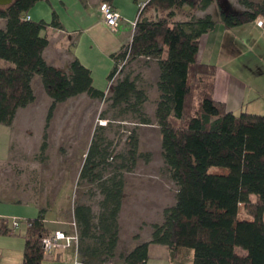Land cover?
Returning <instances> with one entry per match:
<instances>
[{"label": "trees", "instance_id": "obj_1", "mask_svg": "<svg viewBox=\"0 0 264 264\" xmlns=\"http://www.w3.org/2000/svg\"><path fill=\"white\" fill-rule=\"evenodd\" d=\"M38 0H12L0 5V124L9 125L16 110L35 100L32 79L37 74L50 98L46 123L58 102L81 93L105 98L93 85L90 69L77 57L65 70L43 57L51 19H26ZM137 2V0H135ZM211 0H145L135 17L130 40L112 53L107 75L114 117L131 114L139 123H151L143 110L146 91L135 77L124 73L111 83L125 57L151 58L157 66L154 124L160 133V155L174 185V202L162 209V219L150 224V236L129 250L118 251L124 172L136 160H149L139 150L138 135L128 130L125 148L115 158L98 125L93 132L78 178L97 183V210L77 202L73 220L78 233L77 253L84 264H145L149 243L167 246L170 264H264V113L223 111L214 116L213 87L216 66L197 59L200 36L217 21L226 27L264 17V0H236L241 8H220L215 20L197 15ZM47 145L46 134L40 149ZM111 157V159H110ZM111 170L105 174L107 167ZM223 169H211L212 167ZM254 196V198H252ZM46 207L25 220L22 264H58L43 258L41 236L52 231L44 222ZM244 211L247 216H240ZM0 232H14L0 218ZM135 237L137 234L134 235Z\"/></svg>", "mask_w": 264, "mask_h": 264}, {"label": "crops", "instance_id": "obj_2", "mask_svg": "<svg viewBox=\"0 0 264 264\" xmlns=\"http://www.w3.org/2000/svg\"><path fill=\"white\" fill-rule=\"evenodd\" d=\"M45 1L47 4L43 0H38L35 3L38 6L31 7L27 13L30 19L49 21L52 12H55L61 23L59 27L48 26L45 30L48 44L43 50L44 59L49 64L65 70L69 61L77 57L90 69L93 85L103 90L108 88L109 84L101 85V83L105 75L107 79L113 65L111 54L118 51L130 40L132 34L131 20L136 17L138 6L135 10V5L132 2L107 0L117 11H120L122 16L117 29L111 30L105 24L98 8L99 3L103 0H59L60 4L57 3V0L56 3L52 0ZM130 1L136 2L135 0ZM213 1L211 0L205 8L199 9L196 14L209 13L215 20H218L220 8L232 11L241 8L236 0L233 8L231 4H227L226 0H219L221 4L217 3L214 6L212 5L214 4ZM56 5L61 8V12ZM48 10L51 13L50 17ZM258 20H262V23L258 24ZM4 21V18H0V26L4 24ZM197 59L213 63L216 66L213 87L215 117L223 111L238 112L245 110L264 113V17H257L231 27H226L221 21H217L213 28L200 36ZM45 99L50 103L48 96ZM33 102L17 108L13 121L7 125L9 128L2 129L8 134L6 140L8 154L9 146L11 147L14 142L13 130L18 114L20 110L25 109ZM62 102H58L56 105ZM157 138L159 140V131ZM127 175L124 176L123 195L118 214V251L129 250L137 242L149 239L150 229H145L142 235L143 225L161 221V210L174 202V194H172L170 201L165 204L159 203L158 184L144 179L128 180ZM147 182L155 186H152V191H148V194L141 196V199L138 198V200L135 199L137 192H132L130 194L131 200L126 204L125 194L128 192V187L133 189L145 186ZM5 202L14 203L15 201ZM33 205L35 209L28 211L27 204H0V218L5 222L7 228L12 229V223L8 217L16 216L20 220H25V218L35 216L41 207H46V211L52 208V205L45 206L37 203H33ZM150 208L156 212L155 216L149 217L150 219H140L139 213L146 212ZM46 211L43 215L44 222L49 228L52 230L69 228L65 218L72 215L73 219V208L70 211L68 208H59L56 214L53 213L55 216L51 217H47ZM23 222L21 221L13 231L19 229ZM12 234V232H0V264H22L24 235L21 236L22 241L17 243L14 249L13 241H11L14 237ZM135 234H137L136 237ZM154 245L155 243H149L148 252ZM74 254V248H67L57 252L52 262H71ZM45 261L51 262V260ZM164 261L165 264H170L168 248ZM79 264L84 263L80 262Z\"/></svg>", "mask_w": 264, "mask_h": 264}, {"label": "rangeland", "instance_id": "obj_3", "mask_svg": "<svg viewBox=\"0 0 264 264\" xmlns=\"http://www.w3.org/2000/svg\"><path fill=\"white\" fill-rule=\"evenodd\" d=\"M43 1L47 4L45 0ZM52 1L56 3V0ZM125 1L132 2L136 10L137 2ZM234 1L226 0L232 8L235 5ZM213 2V6L217 3L221 4L219 0ZM57 3L60 4V1L57 0ZM33 6L38 5L33 4L31 7ZM56 7L61 12V8L58 5ZM48 11L50 17V10ZM118 12L121 15L120 11ZM133 20H131V26ZM124 73L134 76L137 85L146 91L147 100L143 104V110L151 119V123H139L135 121L131 114L126 115V120L114 117L119 108L110 105L108 99L110 95L109 86L105 89L106 96L103 99L79 94L59 103L55 106L50 119L46 123L49 102L45 99L47 95L42 90L40 77L37 74L34 76L33 88L36 97L33 103L20 110L18 114L13 130L14 142L11 147L9 146V154L6 142L8 134L2 130L9 128V126L0 124V204H27L28 211L35 209L33 203L44 204L45 206L52 205L50 210H45L47 217L55 216L54 214L58 212L59 208H68L70 211L77 202L91 204L93 210L96 211L100 198L97 183L79 179L78 173L83 162L84 153L98 125L102 127L98 128L97 131L107 137L109 152L113 156L110 159L114 162L119 160L115 158V155L125 148V137L128 130L134 128L138 135L139 150L150 152V157L148 161L143 157L137 158L134 168L131 171H125L124 174H128V180L144 179L158 184L159 203L165 204L172 199L175 188L161 160L160 133L158 140V129L154 124L156 62L151 58L131 59L125 57L118 63L117 69L111 78V83ZM108 84L105 75L101 85ZM43 132L46 134L47 145L42 150L40 149V143L43 139ZM211 169L223 168L215 166ZM110 170L111 166L107 167L105 174ZM152 186L155 187L147 182L145 186L133 189L128 187V192L125 194L126 204L131 200L130 194L132 192H137L135 199L138 200V198L141 199V196L148 194V191H152ZM5 201L15 202L8 203ZM151 209L139 213L141 215L140 219L154 217L156 212ZM161 215L162 210L160 217ZM71 216L65 218L68 227L71 226L69 223L72 220ZM240 216L249 217L244 211H241ZM8 218L10 221L13 218L19 219L16 216ZM150 224L143 225L142 235L145 229H151ZM25 228L26 222H23L19 229L12 232L14 237L11 241H13L14 249L15 245L22 241L21 236L24 235ZM166 250V245L155 243L154 247L148 252L146 264H165Z\"/></svg>", "mask_w": 264, "mask_h": 264}, {"label": "built area", "instance_id": "obj_4", "mask_svg": "<svg viewBox=\"0 0 264 264\" xmlns=\"http://www.w3.org/2000/svg\"><path fill=\"white\" fill-rule=\"evenodd\" d=\"M145 0L138 1L137 6L138 11L143 7ZM99 11L101 12L102 18L105 24L111 29L116 30L122 16L115 9V7L107 0H103L99 3ZM24 17L29 19V15L25 14ZM135 23V19L133 20V24ZM258 24L262 23V20L257 21ZM21 221L26 222V220H20L13 218L12 229L18 227ZM70 227L67 229H54L48 234H44L41 236V244L43 248V258L45 260H54V256L57 252L63 251L67 248H74V258L71 262H58V264H78L80 263L77 253V244H78V233L74 220L72 219L70 222Z\"/></svg>", "mask_w": 264, "mask_h": 264}, {"label": "water", "instance_id": "obj_5", "mask_svg": "<svg viewBox=\"0 0 264 264\" xmlns=\"http://www.w3.org/2000/svg\"><path fill=\"white\" fill-rule=\"evenodd\" d=\"M12 0H0V5H5L10 3Z\"/></svg>", "mask_w": 264, "mask_h": 264}]
</instances>
